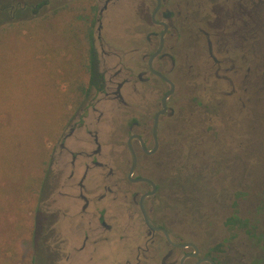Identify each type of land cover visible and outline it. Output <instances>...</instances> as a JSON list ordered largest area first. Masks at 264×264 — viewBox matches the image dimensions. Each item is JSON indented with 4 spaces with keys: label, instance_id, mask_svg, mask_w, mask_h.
<instances>
[{
    "label": "flooded vegetation",
    "instance_id": "obj_1",
    "mask_svg": "<svg viewBox=\"0 0 264 264\" xmlns=\"http://www.w3.org/2000/svg\"><path fill=\"white\" fill-rule=\"evenodd\" d=\"M58 1V11L68 12L69 18L68 24H64L69 28L64 32L68 43L61 46L62 51L81 56L93 54L103 79V91H92L81 102L85 105L78 108L76 120L79 122L75 124L81 127L86 112L97 111L98 97L108 98L110 94L103 71L106 59L117 60L121 67L115 76L118 81L111 101L122 109L132 107L137 111H140L142 98L146 103L140 111L141 120L131 121L134 119L131 118L128 122V136L121 147L127 159L123 172L108 174L99 185L101 192L97 199L104 205L100 208L98 223L105 232L100 241L110 242L108 234L119 236L112 264H224L227 259L220 244L211 243L204 251L201 244L186 235L187 223L179 229L176 224L180 214L206 215L213 210L209 207L211 203L202 205L200 199L205 200L208 193L214 195L220 181L215 174L219 171L217 157L220 153L214 146L218 145L220 131L225 126L219 127L216 118L240 90L244 95L237 98L239 108H246L245 102H250V96L245 98V94L252 85V64L258 91L264 94V0ZM17 4L20 3L13 7H18ZM48 4L49 0H39L33 5L39 6L38 11H41ZM31 5L23 4L21 8ZM81 67L84 71V64ZM84 73L87 83L89 77ZM129 96L136 98V105L129 104ZM237 124L239 120L227 123L233 130H237ZM73 130L61 134L60 139L71 138ZM201 134L212 135L210 146L200 148L204 142H201ZM97 136V132L92 134L96 146L93 154L99 153L101 148ZM191 136H197L199 141L187 145ZM60 143L61 150L71 156V166L74 165L75 157L63 142ZM130 149L136 161L132 174ZM141 157L150 160L148 172L140 171ZM192 158H195L194 163ZM91 162L97 168L105 166L96 160ZM207 171L211 172L210 181ZM85 177L86 172L77 183L82 191L78 194L83 203L82 212L89 205ZM204 182L212 183L211 189L206 186L201 190ZM231 197L234 202L226 226L245 229L253 238V227L247 218L238 215L235 202V199L249 198L250 194L241 197L233 193ZM174 201L182 207H171ZM114 202L126 206L124 227L114 224L118 215L110 214L108 207ZM234 215L246 220L248 227L229 224L228 220ZM56 216L51 215L52 223ZM123 233L134 237V242L127 244L124 261L122 250L127 235ZM84 238L72 254L90 250L89 256H96L89 236ZM48 254L52 256L55 252L47 251ZM89 256L87 261H90Z\"/></svg>",
    "mask_w": 264,
    "mask_h": 264
},
{
    "label": "rangeland",
    "instance_id": "obj_2",
    "mask_svg": "<svg viewBox=\"0 0 264 264\" xmlns=\"http://www.w3.org/2000/svg\"><path fill=\"white\" fill-rule=\"evenodd\" d=\"M38 1L7 0L6 3H20L17 5L21 8L23 4L33 5ZM58 7V0H49L31 24H28L32 19L29 12L27 15L20 13L18 21L25 26L0 36V264H30L32 216L36 204L42 214L37 220L38 223L43 221L46 238L42 245L50 253L55 252L48 257L50 264H112L113 253L118 249L116 239L119 236L115 233L108 234L110 242L100 241L105 232L98 223L100 208L104 205L97 199L101 192L99 185L108 174L123 172L127 159L121 147L128 136V122L131 118H134L131 121L141 120L140 111L146 103L142 98L140 111H137L132 107L122 109L111 101L118 81L115 76L121 67L117 60L106 59L103 71L110 94L108 98L98 97L97 111L89 109L81 127L75 124L79 122L76 113L85 104L72 105L75 96L72 84L77 80L85 82L86 76L81 67V55L64 53L61 49L68 43L64 32L69 30L65 26L69 18L68 12H59ZM253 68L252 64V85L245 94V98L250 96V102H245L246 108H239L237 98L244 95L240 90L216 118L219 127L227 128L220 131L219 143L214 146L220 153L217 157L219 171L215 173L220 181L214 195L208 193L205 200L200 199L202 205L211 203L209 207L213 210L206 215L180 214L176 224L179 229L187 223L186 235L201 244L204 251L211 243L220 244L227 259L224 264H264V99H260L264 94L258 91ZM135 101L136 98L129 96L131 106L136 105ZM233 120L240 121L237 127L241 130L227 125ZM71 128L73 136L60 139L61 134H67ZM94 132L101 146L97 154H93L96 149L92 140ZM200 138L204 141L200 148L210 146L213 140L208 134H201ZM60 141L75 157L74 165L71 166V156L61 150ZM196 141L198 137L191 136L187 145ZM141 159L140 171L148 172L150 160ZM92 160L105 166L97 168ZM182 168L186 169L185 164ZM84 171L89 205L82 212L83 203L78 197L82 191L77 183L82 180ZM206 174L210 181L211 172ZM211 184L204 182L201 190L206 186L211 189ZM233 193L241 197L250 194L249 198L235 199V202L238 215L247 218L252 225L253 238L245 229L225 224L232 210ZM170 206L181 208L182 204L174 201ZM108 207L110 214L118 215L114 224L124 227L126 206L114 202ZM52 214H57L54 223ZM126 235L123 261L128 254L127 244L134 242V237ZM84 236H89L96 256L90 257V250L72 254L85 240ZM88 256L93 262L87 261Z\"/></svg>",
    "mask_w": 264,
    "mask_h": 264
},
{
    "label": "trees",
    "instance_id": "obj_3",
    "mask_svg": "<svg viewBox=\"0 0 264 264\" xmlns=\"http://www.w3.org/2000/svg\"><path fill=\"white\" fill-rule=\"evenodd\" d=\"M6 2L7 0H0V16L5 18L1 19L2 17H0V36H4L11 30H20L25 26L23 25V22L18 21L20 13H26L27 15L29 12L32 19L29 20L28 24L35 22L34 17L38 14L39 6L31 5L29 7L27 6V8L22 9L20 7H13L14 4H8ZM80 60L81 64H84L85 66L84 71L88 74L89 80L87 83L81 80H77L76 82H74L75 84H72L73 91L75 93L72 101V105L74 107L86 100L90 96L92 91H103L102 74L99 71L95 56L93 54L82 55L80 56ZM33 214V228L31 229L33 253L30 257V264H50V258H48L50 256L49 254L47 255V250L42 245L46 238L44 237L43 221H41V223H38L39 220H37L41 214L40 208L37 204L33 210ZM228 223L231 225L239 224V226H241L242 228L248 227V222L246 220H242L235 215L228 220Z\"/></svg>",
    "mask_w": 264,
    "mask_h": 264
},
{
    "label": "water",
    "instance_id": "obj_4",
    "mask_svg": "<svg viewBox=\"0 0 264 264\" xmlns=\"http://www.w3.org/2000/svg\"><path fill=\"white\" fill-rule=\"evenodd\" d=\"M130 152H131V157H132V166H131V170H130V174H132V172H133V170H134V167H135V157H134V154H133V152H132V150L130 149ZM154 188V187H153ZM147 224H148V222H147ZM149 225V224H148ZM165 235H166V237H167V239H168V241L169 242H171L170 241V239H169V236L165 233ZM172 243V242H171ZM173 244V243H172Z\"/></svg>",
    "mask_w": 264,
    "mask_h": 264
}]
</instances>
